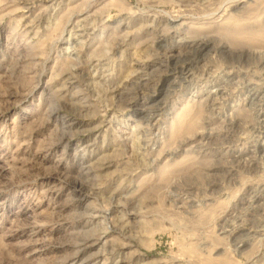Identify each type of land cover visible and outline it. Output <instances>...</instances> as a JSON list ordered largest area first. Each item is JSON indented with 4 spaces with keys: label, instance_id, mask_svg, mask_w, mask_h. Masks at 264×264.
<instances>
[{
    "label": "rangeland",
    "instance_id": "rangeland-1",
    "mask_svg": "<svg viewBox=\"0 0 264 264\" xmlns=\"http://www.w3.org/2000/svg\"><path fill=\"white\" fill-rule=\"evenodd\" d=\"M223 1L0 0V264H264V0Z\"/></svg>",
    "mask_w": 264,
    "mask_h": 264
},
{
    "label": "bare ground",
    "instance_id": "bare-ground-1",
    "mask_svg": "<svg viewBox=\"0 0 264 264\" xmlns=\"http://www.w3.org/2000/svg\"><path fill=\"white\" fill-rule=\"evenodd\" d=\"M55 1V0H54ZM234 2V0H224L223 1V3H222V9H226L227 7H230L231 5V2ZM232 2V3H233ZM251 2V1H250ZM252 3H254L253 1H252ZM251 3V4H252ZM228 10V9H227ZM138 15H139V13H138ZM132 17V16H131ZM137 17V16H136ZM88 17L87 16H85V18H83V19H78V20H86ZM179 17H174V16H172V15H170V14H168L167 15V17H166V23H170V24H172V23H176L177 21H179L180 19H178ZM147 19H149V18H147ZM91 20V19H90ZM134 20V19H133ZM151 20H153V19H151ZM135 21V20H134ZM148 21V20H147ZM85 22V21H84ZM129 22V21H128ZM152 22V21H151ZM155 22V21H154ZM88 23V22H87ZM130 23V22H129ZM79 24V23H78ZM84 24V23H83ZM85 24H86V22H85ZM84 24V25H85ZM136 24V23H135ZM150 24V23H149ZM148 24V25H149ZM153 24V23H152ZM159 24V23H158ZM88 24H86V26H87ZM121 25V24H120ZM126 25V24H125ZM133 25V24H132ZM151 25V24H150ZM143 26V25H142ZM141 26V27H142ZM157 26V25H156ZM85 27V26H84ZM127 27H130L128 24H127ZM74 28V25L72 26V28H71V30ZM255 34L256 35H258V36H260V37H262V38H264V29H262V30H259V31H255ZM213 36V35H212ZM187 37V36H186ZM210 36H208V38L207 39H204L203 40V42H200V43H193V42H189L188 44L186 43V44H183V45H176L175 47H173V48H170L169 50H166V55L168 56V58H174V56H175V54L178 52V51H181V50H183V49H185V50H188V51H190V50H196V51H199V50H201V48L203 47V46H208L210 43H211V41H212V39H211V37L209 38ZM194 38V37H193ZM161 41L162 40H159V41H157V42H159L158 43V47H162V45L160 44L161 43ZM212 44V43H211ZM125 45H127V42H123V43H120V46H125ZM212 47L216 50V51H220V52H230V53H232L231 52V49L227 46V45H215V43H214V45L212 44ZM243 49V52H244V48H242ZM238 50V49H237ZM246 50V49H245ZM239 51H241V50H239ZM238 51V52H239ZM182 52V51H181ZM194 52V51H193ZM182 53H184V52H182ZM182 53H180V54H182ZM259 53H261V54H264V52H260V51H258V50H251V52H249V55H260ZM243 54V53H242ZM241 54V55H242ZM184 55V54H183ZM182 55V56H183ZM185 55H186V52H185ZM247 55V54H246ZM257 55V56H258ZM250 57V56H249ZM264 57V56H263ZM177 61V60H176ZM214 70V69H213ZM138 77V76H137ZM134 79V78H133ZM208 79V78H207ZM124 80V79H123ZM209 80V79H208ZM211 80V79H210ZM97 81V80H96ZM216 82V81H215ZM206 83V82H205ZM213 83V82H212ZM252 83V82H251ZM133 84V83H132ZM209 84V83H208ZM210 85V84H209ZM215 85H217V84H215V83H213L212 84V87L214 86L215 87ZM255 85V84H254ZM127 86V85H126ZM248 86V85H247ZM261 86V85H260ZM211 87V88H212ZM259 87V86H258ZM209 88V87H208ZM218 88H220V87H218ZM257 88V87H256ZM121 89H122V86H118L117 85V87H115L114 88V90H113V92H118V93H123L122 91H121ZM255 89V88H254ZM259 89V91L257 92L256 91V93H254V96H257L258 97V95H260V93H261V91H264V87H262L261 86V88H258ZM107 90V89H106ZM215 90V89H214ZM216 90H217V88H216ZM213 92V90H208V93H212ZM215 92V91H214ZM217 93V92H216ZM114 94V93H113ZM214 95V94H213ZM263 97H264V93H263ZM134 98V97H133ZM252 98V97H251ZM133 99H131V100H129V106L131 107V106H134V101H132ZM128 102V101H127ZM213 103V102H212ZM256 103V102H255ZM252 105V104H251ZM264 105V104H263ZM146 106V105H145ZM138 107V106H137ZM143 109V108H142ZM141 110V109H140ZM53 113V112H52ZM57 114V113H56ZM210 114V113H209ZM262 115L264 116V114L262 113ZM190 125V124H189ZM196 132H198V131H196ZM193 134H195V133H193ZM197 134V133H196ZM195 134V135H196ZM194 136V135H193ZM197 136V135H196ZM264 149V148H263ZM262 158V157H261ZM150 163V162H149ZM80 185V184H79ZM82 186H83V184H82ZM226 219V218H225ZM250 222V221H249ZM263 224V223H262ZM256 225V224H255ZM239 226V225H238ZM235 227L234 229L232 228V230L230 231V237H231V239H234V240H236L237 241V239L243 234V233H245L244 232V230H245V228H243V227H241V226H239V227ZM102 237V236H101ZM262 237V236H261ZM102 239V238H101ZM97 240V239H96ZM95 243H92V244H85V245H87L86 246V248L87 247H91V246H93ZM86 248H84V250L86 249ZM83 254H82V252L80 253V252H78V254L74 257V259L73 260H71L70 261V263L71 264H79L81 261H83V259L85 260V257L86 256H84V258L83 257H81ZM86 255V254H85ZM81 258H83V259H81ZM86 262V261H85ZM69 263V262H68Z\"/></svg>",
    "mask_w": 264,
    "mask_h": 264
}]
</instances>
